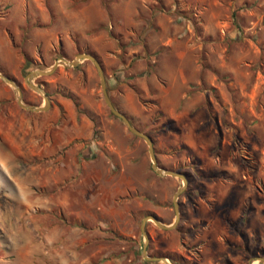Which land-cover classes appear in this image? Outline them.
<instances>
[{
    "label": "rangeland",
    "instance_id": "1",
    "mask_svg": "<svg viewBox=\"0 0 264 264\" xmlns=\"http://www.w3.org/2000/svg\"><path fill=\"white\" fill-rule=\"evenodd\" d=\"M249 21L259 22L251 26ZM264 264V0H0V264ZM32 66L24 72L26 62ZM64 64H66L64 62ZM187 174V175H186ZM247 215V216H246ZM246 218V220H242Z\"/></svg>",
    "mask_w": 264,
    "mask_h": 264
},
{
    "label": "water",
    "instance_id": "2",
    "mask_svg": "<svg viewBox=\"0 0 264 264\" xmlns=\"http://www.w3.org/2000/svg\"><path fill=\"white\" fill-rule=\"evenodd\" d=\"M82 60H91L97 67L98 71H99V74H100V78H101V84H102V89H103V94H104V100H105V103L107 104V106L109 107L111 113L116 116L117 118L121 119L124 124L126 125V127L128 128V130L140 137V138H143L148 146H149V152H150V155H151V159H152V167H153V170L156 172V174H158L159 176H165V175H169V176H173V177H176V178H182L183 181H184V185L183 187H181L177 193L175 194L174 196V207H175V212H176V220L173 224L171 225H165L163 224L161 221H159V219L156 217V216H147L146 218L143 219V222H142V232L146 238V241H145V244H144V248H143V252H144V256L146 259L148 260H153V261H163L165 262L166 264H171L168 259L166 258H159V257H150L148 255V244H149V241H150V238L146 232V223L148 222V220H153L160 228L164 229V230H173L175 228H177L179 222H180V205H179V202H178V199L179 197L184 193V191L186 190V187L188 185V180L186 178L185 175L181 174V173H177V172H174V171H168V170H162L159 166H158V162H157V157H156V153H155V149H154V143H153V139L147 135L146 133L142 132L141 130H139L138 128H136L135 126L132 125L131 121L128 119V117L122 113L119 109H117L109 95V91H108V86H107V82H106V76H105V72H104V68L102 66V64L97 60V58L91 54H79L75 60L69 62V61H66L67 65L66 66H71V67H75V66H78L79 63L82 61ZM62 64V62H57L53 67L52 69L48 70V71H32L30 72L25 80H26V83L32 88L34 89L35 91L43 94L44 98H45V106L43 107H39V108H33L31 106H28V105H25L23 102H22V94H21V91L19 90V104L28 109V110H32V111H45L49 108V105H50V100L47 96V94L44 93V91L40 88V87H37V86H34L31 81L34 80L35 78L39 77V76H43V75H49V74H52L60 65ZM0 77L5 80L7 83L11 84L12 86L17 87L16 83L11 80L9 77H6L5 75H3L1 72H0ZM256 261L259 262V263H264V257H258L256 258ZM255 261H251V264H254Z\"/></svg>",
    "mask_w": 264,
    "mask_h": 264
},
{
    "label": "crops",
    "instance_id": "3",
    "mask_svg": "<svg viewBox=\"0 0 264 264\" xmlns=\"http://www.w3.org/2000/svg\"><path fill=\"white\" fill-rule=\"evenodd\" d=\"M249 23H251V26H257L259 22H252V21H249ZM78 256H77V264H89L91 259L90 257H87V258H83L82 257V254L81 253H77Z\"/></svg>",
    "mask_w": 264,
    "mask_h": 264
},
{
    "label": "trees",
    "instance_id": "4",
    "mask_svg": "<svg viewBox=\"0 0 264 264\" xmlns=\"http://www.w3.org/2000/svg\"><path fill=\"white\" fill-rule=\"evenodd\" d=\"M32 62L28 61L26 62L25 66H24V72H26L31 66H32ZM187 175V174H186ZM247 216V215H246ZM242 220H246V218H242ZM173 264H179L174 258L171 259Z\"/></svg>",
    "mask_w": 264,
    "mask_h": 264
},
{
    "label": "bare ground",
    "instance_id": "5",
    "mask_svg": "<svg viewBox=\"0 0 264 264\" xmlns=\"http://www.w3.org/2000/svg\"><path fill=\"white\" fill-rule=\"evenodd\" d=\"M64 62L66 63V61H62V64H63V65H67V63H66V64H64Z\"/></svg>",
    "mask_w": 264,
    "mask_h": 264
}]
</instances>
